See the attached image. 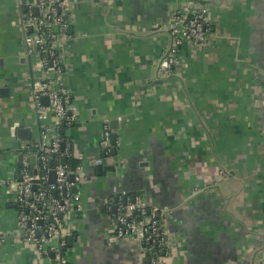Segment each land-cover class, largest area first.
<instances>
[{"label":"crops","instance_id":"crops-1","mask_svg":"<svg viewBox=\"0 0 264 264\" xmlns=\"http://www.w3.org/2000/svg\"><path fill=\"white\" fill-rule=\"evenodd\" d=\"M26 3L0 0V264H58L22 239L14 202L41 132ZM190 4L206 8L208 38L176 44L171 22ZM67 12L64 132L86 174L68 264H147L137 238L114 234L119 198L136 197L164 210L161 264H264V0H71ZM98 156L115 169L98 174Z\"/></svg>","mask_w":264,"mask_h":264},{"label":"built area","instance_id":"built-area-1","mask_svg":"<svg viewBox=\"0 0 264 264\" xmlns=\"http://www.w3.org/2000/svg\"><path fill=\"white\" fill-rule=\"evenodd\" d=\"M70 5L71 0H33L26 3L21 21L27 55L35 57L41 69L40 77L32 83L41 132L32 145L37 157L36 171L28 154L22 158L21 179L14 197L18 207V230L22 239L34 244L39 253L56 251L58 264H68L66 228L78 211L81 199L73 188L86 178L83 154L75 153L70 137L62 134V130L75 120L71 112L64 48ZM190 6L185 12L176 13L171 22L170 31L176 44L185 38L194 42H205L208 38L210 27L206 8ZM174 63L172 54L165 55L160 69L170 72ZM44 97L48 98L47 105L42 101ZM109 136L110 132L105 131L108 144ZM63 157L72 158L76 163L73 181L69 164L62 163ZM94 163L102 164L103 158L96 157ZM52 171L55 172L53 182L50 181ZM163 212L159 206H148L140 197L126 202L119 198L113 213L115 238H137L149 264H161L160 252L168 248Z\"/></svg>","mask_w":264,"mask_h":264},{"label":"water","instance_id":"water-1","mask_svg":"<svg viewBox=\"0 0 264 264\" xmlns=\"http://www.w3.org/2000/svg\"><path fill=\"white\" fill-rule=\"evenodd\" d=\"M27 1L29 2H33V0H22L23 3H26ZM23 10H25V7H23ZM35 12L38 13V9L35 8ZM43 103L44 104H47L48 103V98L47 97H44L43 98ZM28 129H20L19 130V136L25 138L26 137V133H28ZM21 134H24L25 136L21 135ZM111 144L112 145H115L116 144V134L115 133H112L111 134ZM113 153L114 155H116V148H113ZM22 155H20V159H22ZM34 159V158H33ZM52 161V158H50V162ZM62 163L66 164L67 163V159L65 157L62 158ZM98 174H102L103 171H113L115 169L114 166H110L107 164V160L106 158L104 157L103 159V163L98 165ZM69 171H70V179L73 181L74 180V173H73V167L70 165L69 166ZM55 180V172L52 171L51 172V178H50V181L53 182ZM75 191L77 190L76 187L73 188ZM72 242H73V238H70L69 239V246L72 245ZM52 256H54L56 253L55 252H51L50 253Z\"/></svg>","mask_w":264,"mask_h":264},{"label":"trees","instance_id":"trees-1","mask_svg":"<svg viewBox=\"0 0 264 264\" xmlns=\"http://www.w3.org/2000/svg\"><path fill=\"white\" fill-rule=\"evenodd\" d=\"M63 133L65 134L64 130H62V134H63ZM32 145H33V144H32ZM30 148L33 149V146H30ZM69 164L72 165L73 167H75V163H74L73 159H70V160H69ZM160 253H161V255L163 254L162 251H161ZM147 264H149V260H148V259H147Z\"/></svg>","mask_w":264,"mask_h":264}]
</instances>
